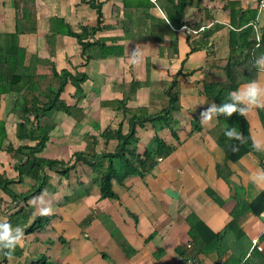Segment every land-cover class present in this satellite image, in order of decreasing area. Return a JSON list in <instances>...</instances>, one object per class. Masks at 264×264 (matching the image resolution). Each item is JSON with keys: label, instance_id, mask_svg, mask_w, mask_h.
Masks as SVG:
<instances>
[{"label": "crops", "instance_id": "1", "mask_svg": "<svg viewBox=\"0 0 264 264\" xmlns=\"http://www.w3.org/2000/svg\"><path fill=\"white\" fill-rule=\"evenodd\" d=\"M90 1L100 4L101 24L107 26L90 39L104 37L105 44L113 46L112 54L84 62L77 39L58 33L54 54L50 55L45 38L50 33L49 19L61 18L76 32L82 26H95L98 16ZM171 1L189 2L182 22L177 21L179 15L169 0L163 3L169 2L167 9L174 20L155 0H127L126 11L124 0H20L18 7L15 0H0L12 17L9 23L0 21V33L15 30L17 14L27 20L25 26L36 23L35 32L17 35L18 46L28 54L25 63L34 55L50 61L58 71L87 75L82 83L85 97L77 103L84 118L76 121L62 111H52L56 125L40 156L68 161L74 152L86 148V134L99 135L108 125H120L122 133H127L130 115L103 101L121 99L129 92L132 96L126 101L127 107H146L156 116L169 102L167 89L160 82L175 79L172 91L177 95L170 119L156 117L135 125L140 154L155 135L172 146V151L157 158L144 176H131L123 185L114 183L115 198L100 193L103 165L92 168L82 161L65 175L44 167L45 183L26 201H14L0 188V223L19 206L27 204L32 212L29 221L20 226L24 236L11 257L0 251V264H30L40 258L45 259L43 264H185V258L192 254L202 264H264V211L243 215L238 228L227 231L216 248L208 244L205 251H198L190 235L191 225L204 234L198 222L211 232L224 231L232 218L236 196L249 202L264 193V182L256 181V176L264 172V150L254 148L237 161H230L214 136L219 127L223 128L218 115L201 123V113L216 104L203 91L204 62L228 55V26L240 28L256 21L259 30L264 29V11L257 10L256 0ZM228 1L236 3L229 5ZM250 9L254 14L248 12ZM213 22L224 27L211 36L210 46L189 52L188 35L198 38ZM137 48L142 59L132 65L130 55ZM49 65L38 63L36 71L50 73ZM256 81L264 85V69L259 68ZM151 82L156 83L153 89ZM249 83L240 84L237 90ZM74 88L68 82L61 94L71 105L76 103ZM16 96L1 95L0 122L6 136L0 150V175L12 181L9 187L13 192L25 193L34 181L27 176L19 179L8 147L32 145L35 140L17 137L20 119L10 111ZM262 114L264 107H254L245 116L253 143H260L264 149ZM117 142L99 136L95 150L99 154L112 152ZM41 207H50V217L42 227L30 230ZM188 242L191 249L186 247ZM239 257L242 259L235 263Z\"/></svg>", "mask_w": 264, "mask_h": 264}, {"label": "trees", "instance_id": "2", "mask_svg": "<svg viewBox=\"0 0 264 264\" xmlns=\"http://www.w3.org/2000/svg\"><path fill=\"white\" fill-rule=\"evenodd\" d=\"M15 1L16 7H18L20 0ZM155 1L161 5L168 16L170 15V18L174 20L167 9V7L170 6L169 2H171L175 13L179 15L177 21L182 22L184 9L189 2L174 4L173 1L169 0L165 5L163 1L166 0ZM228 2L229 5L236 3L235 1ZM126 5L127 0H124V11H126ZM90 6L96 9L98 16L97 24L95 26H82L80 32L72 30L61 18L51 17L49 19L50 33L47 34L45 38L50 44V55L54 54V42L56 34L58 33L71 35L77 39L84 62L92 58L105 57L112 54L113 46L106 45V39L104 37H98L95 40L90 39L98 30L107 27L101 24L102 14L100 4L90 1ZM249 11L254 14L253 10L250 9L248 12ZM26 21L25 18L23 19L17 14L15 30L13 32L0 33V100L1 95L4 93L17 94L10 107V111L20 119L17 123V137L20 139L27 138L29 140H35V143L32 145L22 144L16 148L10 146L8 147V151L15 160L14 168L18 172L19 179L23 176H27L33 179L34 184L32 188L25 193H15L9 187L12 181L2 174L0 175V188L8 193L12 197V200L16 201L18 199H23L26 201L35 193L40 192L45 183L44 167H48L56 172L67 173L77 162L82 161L88 163L92 168L103 165V172L99 183L100 193L103 197L115 198L116 192L114 190V183L123 185L131 176H144L155 165L157 158L168 155L172 151V146L167 145L159 136L155 135L144 153L140 154L136 147L137 137L135 135V125H142L147 120H152L156 117L170 119L171 110L175 108L174 104L177 100L176 93L172 91L176 84L175 79L169 82H160V84H164L167 89L166 94L169 96V102L156 116L149 114L146 107H127L126 101L132 96L129 92L124 93L121 99L102 102L104 105L114 109L119 110L120 108L124 114L130 115V129L127 133H122L120 125L117 128H112L108 125L99 135L86 134L84 136L87 142L86 148L82 151L74 152L68 161L40 156V152L45 148L50 133L56 125L50 115L52 111H62L76 121H81L84 118V111L77 103L85 97L82 83L87 79V75L85 72H72L67 69L58 71L55 69L53 63L45 59L37 58L34 55L29 56L28 63H25L28 54L24 48L18 46L16 42L17 35L23 32H35L37 29L35 21L32 22L30 26H25ZM231 24L234 23L231 22ZM223 27L224 24L213 22L207 29L201 32L202 34L198 38H192L188 35L190 39L189 52L201 48H208L210 46L211 36ZM228 28V55L226 57L208 58L202 67L203 91L208 97L215 101L217 106L230 102L228 100V93L236 91L240 84L257 80L259 67L256 66L255 61L257 58L264 55V29L260 30V39L257 41L251 23L240 28L231 26H228ZM101 47L103 49H101ZM38 63L50 64V73L37 72L36 65ZM68 82L75 87L73 96L76 99V103L73 105L68 104L61 97ZM155 84V82H151V89H153ZM262 117L264 120V114H262ZM218 120L220 124L223 125V128L219 127L216 132L214 131V136L228 160L237 161L245 153L254 149V143L250 136L248 120L245 114L241 116L239 113H234L230 117L218 115ZM232 127L242 133L243 142L236 139H229L225 136V132ZM5 136V127L3 123L0 122V150L2 149V142ZM99 136L105 139H117L118 142L114 151L97 153L95 145L98 143ZM234 147L238 150L233 151ZM236 200L237 202L231 213L232 218L224 231L220 233L211 232L202 222H198V225L202 227L204 231V234H201L198 233L199 229L197 226L191 225L190 235L198 251H205V246L208 244H210V246L214 245L213 248L220 246L223 235L231 229L238 228L241 217L247 212L259 215L264 211L263 192L259 193L249 202L239 196H236ZM31 214L32 212L27 204H25L12 211L5 222L9 223L14 229L15 227L25 225L29 221ZM35 217L36 218L30 226V230L42 227L48 221L50 215H38ZM261 237H264V232ZM6 251L7 249H4V252ZM242 256H244V253L241 257ZM241 257L237 258L234 262H240L242 259ZM44 262L45 259L40 258L38 261H33L30 264H43Z\"/></svg>", "mask_w": 264, "mask_h": 264}, {"label": "clouds", "instance_id": "3", "mask_svg": "<svg viewBox=\"0 0 264 264\" xmlns=\"http://www.w3.org/2000/svg\"><path fill=\"white\" fill-rule=\"evenodd\" d=\"M259 39V36L257 37ZM142 53L136 49L130 55V63L132 65H138L141 62ZM257 67L264 69V55L257 58L255 61ZM228 100L230 102L223 103L219 106L211 104L205 111L201 113V123H208L214 116L225 115L232 116L234 113H239L243 116L254 107H264V85L257 81H252L246 86L236 91L228 93ZM225 136L229 139H236L243 142L242 133L238 132L236 128H229L225 132ZM253 147L257 150L262 149L260 143L256 142ZM235 147L233 151H237ZM256 181L264 182V172L259 173L256 176ZM51 212L50 207H41L39 214L41 216L49 215ZM24 236V231L20 227L13 229L9 223H0V251L7 249L4 252L6 257H11L17 244H19Z\"/></svg>", "mask_w": 264, "mask_h": 264}, {"label": "built area", "instance_id": "4", "mask_svg": "<svg viewBox=\"0 0 264 264\" xmlns=\"http://www.w3.org/2000/svg\"><path fill=\"white\" fill-rule=\"evenodd\" d=\"M256 7H257V10L260 12V11H264V0H256ZM253 25V28H254V32H255V35H256V39L257 41H259L260 39V30L257 26V23L256 21L252 22L251 23ZM259 36V39L257 38ZM160 159V158H158ZM186 247L188 248H192V244L191 242H188L186 243ZM184 263L185 264H202L200 262V260L196 257V254H192L190 256H187L184 260Z\"/></svg>", "mask_w": 264, "mask_h": 264}, {"label": "rangeland", "instance_id": "5", "mask_svg": "<svg viewBox=\"0 0 264 264\" xmlns=\"http://www.w3.org/2000/svg\"><path fill=\"white\" fill-rule=\"evenodd\" d=\"M10 12L11 11H10V9H7V5L6 4L3 5V6L0 5V21L2 20L4 23H9L8 21H10L11 18H12ZM60 174H64L65 175L66 173H60Z\"/></svg>", "mask_w": 264, "mask_h": 264}, {"label": "bare ground", "instance_id": "6", "mask_svg": "<svg viewBox=\"0 0 264 264\" xmlns=\"http://www.w3.org/2000/svg\"><path fill=\"white\" fill-rule=\"evenodd\" d=\"M24 10V9H23ZM95 11V10H94ZM28 13V12H27ZM24 15V14H23ZM29 15V14H28ZM50 26H51V24H50ZM55 26V25H54ZM53 26V27H54ZM85 27V26H84ZM83 27V28H84ZM67 37V36H66ZM92 37V36H91ZM69 38V37H68ZM68 40V39H67ZM93 42V41H92ZM70 44V43H69ZM104 46V45H103ZM105 47V46H104ZM101 49H103L102 47H101ZM101 51V50H100ZM103 51V50H102ZM105 52V51H104ZM108 52V51H107ZM113 52H115V51H113ZM109 53V52H108ZM76 54V53H75ZM117 54V53H116ZM104 55V54H103ZM118 55V54H117ZM101 58V57H100ZM97 59V58H96ZM85 76V75H84ZM100 80H103V79H100ZM107 82V81H106ZM123 83V82H122ZM107 86H108V84H107ZM101 88V87H100ZM75 89V88H74ZM113 90V89H112ZM124 93V92H123ZM71 98V97H70ZM80 98V97H79ZM68 99V98H67ZM68 102V101H67ZM70 103V102H69ZM124 108V107H123ZM120 109V108H119ZM125 109V108H124ZM114 110V109H113ZM123 123V122H122ZM120 128V127H119ZM134 131V130H133ZM111 132V131H110ZM85 133V132H84ZM93 134V133H92ZM107 135V134H106ZM80 136V135H79ZM112 136V135H111ZM110 136V137H111ZM113 137V136H112ZM89 138V137H88ZM87 138V139H88ZM114 138V137H113ZM119 138V137H118ZM128 140V139H127ZM106 141V140H105ZM108 141V140H107ZM121 141V140H120ZM91 143V142H90ZM124 146V145H123ZM88 148V147H87ZM122 149H124V148H122ZM91 151V150H90ZM121 153V152H120ZM133 156H135V155H133ZM139 156V155H138ZM115 157V156H114ZM122 157V156H121ZM136 158V157H135ZM122 159V158H121ZM132 160V159H131ZM134 160V159H133ZM139 161V160H138ZM133 168V167H132ZM134 169V168H133ZM136 169H137V167H136ZM141 169V168H140ZM131 170V169H130ZM135 170V169H134ZM125 172H126V170H125ZM130 172V171H129ZM128 172V173H129ZM144 172V171H143Z\"/></svg>", "mask_w": 264, "mask_h": 264}]
</instances>
